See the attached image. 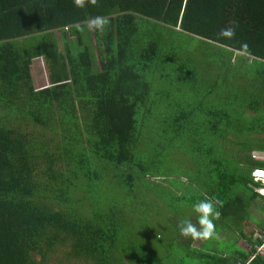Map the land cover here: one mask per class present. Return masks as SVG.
Listing matches in <instances>:
<instances>
[{"label":"trees","instance_id":"16d2710c","mask_svg":"<svg viewBox=\"0 0 264 264\" xmlns=\"http://www.w3.org/2000/svg\"><path fill=\"white\" fill-rule=\"evenodd\" d=\"M263 137L264 0H0V264H264Z\"/></svg>","mask_w":264,"mask_h":264},{"label":"clouds","instance_id":"9594fccd","mask_svg":"<svg viewBox=\"0 0 264 264\" xmlns=\"http://www.w3.org/2000/svg\"><path fill=\"white\" fill-rule=\"evenodd\" d=\"M73 6L84 9L88 6H98V0H73ZM110 24L108 16L96 15L77 22L75 27L78 31L100 32L103 33ZM237 24L230 21L225 27L217 32L219 40H231L235 38ZM246 47V45H244ZM217 207H222V202L214 197H206L193 205V212L196 214V222L190 219H182L178 224L180 235L185 239L193 241H208L219 238L216 233L215 220L219 219L220 212Z\"/></svg>","mask_w":264,"mask_h":264},{"label":"rangeland","instance_id":"374dc122","mask_svg":"<svg viewBox=\"0 0 264 264\" xmlns=\"http://www.w3.org/2000/svg\"><path fill=\"white\" fill-rule=\"evenodd\" d=\"M30 74H31V79H32V85H33V87L35 89H39V88H42V87L47 86L46 72H45V68H44L42 59L37 58V59H34L31 62V65H30ZM175 166H176L175 167L176 169L179 168L178 170H180V168L182 167L180 165H175ZM186 213H187L186 215L189 216V215H192L194 212H193V210L191 208V209H188V210L186 209ZM253 216L254 217H257L258 215L255 212V213H253ZM159 225H161V223H159ZM195 245H197L196 242L193 243V246H195ZM238 245L241 246V247H243L244 250H247V248L243 245L242 242H238ZM57 256L59 257L58 254H57ZM56 263H57V257H56V254H54L52 256V258L50 259V264H56ZM66 264H83V263L81 261H70V262H68Z\"/></svg>","mask_w":264,"mask_h":264},{"label":"built area","instance_id":"2783aa9c","mask_svg":"<svg viewBox=\"0 0 264 264\" xmlns=\"http://www.w3.org/2000/svg\"><path fill=\"white\" fill-rule=\"evenodd\" d=\"M264 161V156L261 158ZM251 180L257 185L254 191L264 198V169L255 168L250 172Z\"/></svg>","mask_w":264,"mask_h":264},{"label":"crops","instance_id":"0c3cea01","mask_svg":"<svg viewBox=\"0 0 264 264\" xmlns=\"http://www.w3.org/2000/svg\"><path fill=\"white\" fill-rule=\"evenodd\" d=\"M264 139V137H263ZM258 155V156H257ZM264 156V151H252L251 152V158L255 161L262 162L264 164V161L261 159ZM255 169V168H254ZM264 169V168H261ZM253 170V169H252ZM251 170V171H252ZM257 186V185H256Z\"/></svg>","mask_w":264,"mask_h":264}]
</instances>
